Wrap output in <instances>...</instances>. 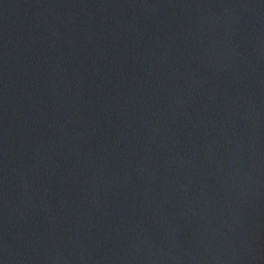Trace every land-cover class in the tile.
I'll use <instances>...</instances> for the list:
<instances>
[{
    "label": "water",
    "instance_id": "obj_1",
    "mask_svg": "<svg viewBox=\"0 0 264 264\" xmlns=\"http://www.w3.org/2000/svg\"><path fill=\"white\" fill-rule=\"evenodd\" d=\"M0 264H264V0H0Z\"/></svg>",
    "mask_w": 264,
    "mask_h": 264
}]
</instances>
